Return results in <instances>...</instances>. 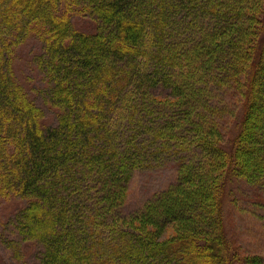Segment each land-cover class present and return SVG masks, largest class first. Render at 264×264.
I'll list each match as a JSON object with an SVG mask.
<instances>
[{
  "label": "trees",
  "instance_id": "obj_1",
  "mask_svg": "<svg viewBox=\"0 0 264 264\" xmlns=\"http://www.w3.org/2000/svg\"><path fill=\"white\" fill-rule=\"evenodd\" d=\"M67 2L0 0V184L32 198L13 217L14 237L3 241L16 248L15 234L37 239L42 248L34 264H233L217 189L225 190L224 180L242 181L258 194L254 204L264 205V21L253 42L255 16L248 9L257 0ZM260 9L264 20V0ZM72 10L90 15L96 30L79 29ZM33 26L42 45L35 65L57 109L53 124L29 101L27 88L37 86L21 84L14 69L17 46ZM186 55L204 75L179 87L174 67ZM244 72V113L227 150L213 116L235 114V102L218 101L216 109L211 86L229 90L230 79L240 83ZM170 88L181 98L172 108L150 98ZM169 114L175 129L183 121L181 128L168 129ZM169 157L188 161L177 184L157 197L169 203L158 213L160 206H152L142 225L123 222L122 193L134 172ZM196 170V187L179 190ZM178 216H187L181 233L162 239L160 224Z\"/></svg>",
  "mask_w": 264,
  "mask_h": 264
},
{
  "label": "rangeland",
  "instance_id": "obj_2",
  "mask_svg": "<svg viewBox=\"0 0 264 264\" xmlns=\"http://www.w3.org/2000/svg\"><path fill=\"white\" fill-rule=\"evenodd\" d=\"M261 2L262 0H257V4H249L248 8L253 10V15L255 16H253L254 26L249 34V36H253V42H255V40L259 37L258 29L259 27L261 29L260 25L264 21L263 12L260 9ZM72 4H76V0H68V2L65 3L66 6H71ZM70 13L71 15L69 16L75 20L76 26L79 29L85 30L86 32H94L96 30V23L93 19H91L92 17L90 15L87 16L86 13L77 10H72ZM36 30L37 29H35V26H33V28H31L32 35H27V38L25 39L26 41H22V45L19 44L20 46H17L13 64L17 74V79L20 83L24 82L28 87L37 86L35 88H31L32 91L27 88L26 92L31 97L29 101L33 106H36V108L44 109V120L46 124H53L56 122L55 111H57V109L48 104V89H44L47 87L45 86L46 80H44L42 72H40V70L37 68V64L35 65V59L37 56L36 54H38L42 46L40 43L41 41L36 38V36H38ZM223 34L224 35L222 37H226L229 34V31L227 30V32ZM193 46L194 45H192L190 49L192 52L194 51L192 48ZM248 62L249 61L247 60L244 62V64H247L248 66ZM192 63L193 62L191 59L186 55L181 61L182 65L174 67L173 81L177 84L176 86L181 87L182 84L183 87L184 85H187L186 82H183V79L193 77V74L195 73H197L199 76L204 75V72L199 70L202 69L199 63L196 65H192ZM245 75L246 74L244 72L239 76V79L241 78L240 83L231 78L230 82L232 83L233 88L229 90L225 89V87L220 89L219 87L213 85L211 86L212 88L214 87L213 96H211L209 101L216 109L218 107L221 108V105H219L220 103H218V101H222L225 106L229 101L231 103L235 102V114L228 113L229 109H226V114L222 113V115L216 114L213 116L214 119L216 118L217 128L215 127V129H217L219 132V127H221L222 135L227 141V150H229L228 142L230 141V135L232 134L233 129L236 128L234 126L236 118L240 120L241 114L244 113L245 100L243 83L245 80ZM199 82H202V80ZM196 84L197 83L195 80L192 79L191 86L193 85L196 88ZM43 89L44 91L47 90V92H44V94L41 95L40 93ZM132 89L134 88L130 86L126 87L125 93H128ZM178 90H176V88H170L167 89V91H162L159 89V91L155 92L152 96H150V98L153 100H159L168 108H172L176 101L181 100ZM33 94L35 96L32 98ZM126 96L127 95H125V97ZM133 97L140 99L137 93H134ZM127 98L128 97H126V100ZM138 107H144L143 101H139ZM120 112H122V110ZM128 112L130 115L131 110L124 111L125 114ZM133 115L134 114H132V116ZM135 115L138 116L137 114ZM171 116L172 114H169L166 116V119H163V121L167 120L169 122L165 123L168 124V127L170 126L168 128L169 130H178L182 127L183 121L177 124V128L175 129V123H171ZM193 116H195V114H193ZM186 121L187 118L185 117L184 123ZM123 123V126H129L126 124V116ZM5 133H7L6 130L4 134ZM211 134H216V131L212 132ZM179 138L183 137L179 136ZM155 141H159V145L168 143L167 138L155 139ZM187 158L188 156L186 159ZM186 159L185 161L179 160L176 162L174 158L169 157L165 160H162L159 165L157 164V166H155L154 163H151L150 168L145 170L141 169L134 172V175L127 183V190H124L122 193L123 196L120 208L121 216H124L122 221L128 225H142L144 217L151 212L152 206H160L157 208V213L158 211H161L169 202H167L168 200L163 199H161L162 202H157V199H159L157 197L163 194V192H165L167 188L169 189V187H171L173 184H177L176 180L178 179L179 175L178 169H180L182 164L188 162H186ZM224 168L225 167L222 169ZM222 169H219L221 171L220 175H223L224 173V170ZM200 173V171L196 170V177L189 175L188 177L190 180H187L185 183H183L179 190L182 189L186 193L189 188L196 187L199 182L198 178ZM214 174L215 172L213 170V177ZM212 176H209L210 181L207 183L209 185H213L214 178ZM237 181L229 179L227 182H225L224 180L221 182V185H224L225 183V190L223 192L222 190L219 192V189H217L216 192L217 198H221L222 200V222L225 225L224 230L227 236L228 244L230 245L229 247L232 249V262L233 264H264V205H255V197H257L258 194L256 193L257 196H255V194L252 193L250 187H248L242 181ZM2 185L3 184H0V264H34L36 261H38V257L40 256L38 251L40 248H42L37 239L30 238L27 241H20L19 234H15V237L19 242L18 245V242L14 241L16 248H11V246H9L10 243H6L5 240L3 241V239L7 238L10 240L12 237H14V227L11 224L12 220L14 219L13 217L19 213L32 198L25 197L12 188L3 189V187H1ZM177 196L178 195L175 194L172 196L168 195L164 199H172ZM253 206L260 207L257 208L258 210L261 208L263 209L262 211H258L257 209L255 210ZM135 213H139L140 215H135ZM185 217L187 218V216H178L173 221H165V223H161V238L169 239L181 233L180 229L182 224L186 221ZM148 222L150 221L145 223V227L147 226ZM13 223L16 225L17 221L14 219ZM147 228L150 230H156L157 226L155 223H150L149 227ZM20 233L23 235L22 230ZM198 236L201 238L206 237L202 236L201 234H198Z\"/></svg>",
  "mask_w": 264,
  "mask_h": 264
}]
</instances>
